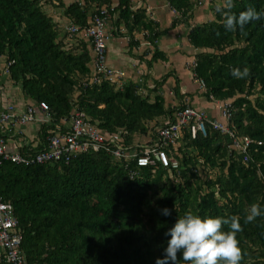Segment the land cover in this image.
I'll return each mask as SVG.
<instances>
[{"label":"trees","instance_id":"1","mask_svg":"<svg viewBox=\"0 0 264 264\" xmlns=\"http://www.w3.org/2000/svg\"><path fill=\"white\" fill-rule=\"evenodd\" d=\"M199 1L168 0L179 17L167 30L146 10L134 9L133 0H117L116 6L114 0L77 1L65 8V15L86 29L105 7L113 33L128 38L130 51L141 46L137 34L155 48L151 60H145L147 53L139 57L149 69L167 60L157 48L158 39L179 24L188 27L189 42L199 51L194 72L205 82L204 96L232 101L231 126L254 141L249 162L210 125L206 137L193 139L185 132L178 153L171 154L179 161L177 170L160 164L138 167L136 160L116 159L106 151L45 165L1 161L0 197L13 206L27 264H156L171 238L166 233L189 210L201 216H240L241 264H264V217L244 223L252 203L264 207V19L248 23L243 33L226 31L215 2V20L193 26ZM233 2L237 15L249 6L264 9V0ZM62 33L41 0H0V58L10 64V83L20 86L25 98L46 102L54 120L41 125L38 146L23 153L43 151L49 132L75 109L103 131L125 130L124 145L132 149L137 138L156 139L160 128L175 121L173 114L189 106L181 100L168 108L162 96L152 99L170 74L146 92L131 80L122 88L107 80L90 84L91 44L83 39L68 43L69 34ZM245 67L250 69L246 78L232 75V69ZM176 84L181 99L178 80ZM165 208L170 216L163 215ZM177 255L182 264V252Z\"/></svg>","mask_w":264,"mask_h":264},{"label":"built area","instance_id":"2","mask_svg":"<svg viewBox=\"0 0 264 264\" xmlns=\"http://www.w3.org/2000/svg\"><path fill=\"white\" fill-rule=\"evenodd\" d=\"M199 7L203 6L200 0ZM111 16L108 10L101 8L91 17L89 27L81 28L75 24L66 27L70 39L82 34L92 46L93 61L92 73L89 83L96 84L107 80L119 88L125 84L127 74L125 71L115 69L108 62V41L111 29ZM10 64L5 65V74L10 75ZM193 76L197 64L195 60L189 65ZM201 90L206 91L203 80H198ZM141 82V81H140ZM212 101H215L211 97ZM220 109L218 118H211L207 111L192 106H187L173 114L174 122L168 121L166 126L157 131V138L141 142L135 148L124 145L125 130L109 133L91 124L85 113L74 110L69 119H62L59 124H54L55 129L49 132L47 147L36 154L27 155L22 151L12 150L9 141L0 136V162L6 161L15 165L33 166L51 163L70 162L79 155L90 152L106 151L116 159L136 160L138 167H153L158 164L172 170L179 168V161L171 156L178 153L179 141L185 132H189L193 139L198 135L207 136V125L214 130L227 135L232 144L230 149L244 156V161L249 162L250 148L254 141L249 137L237 135L231 126L233 117L232 101H216ZM39 115L43 124H53L50 107L46 102H33L23 113H18L14 105H9L0 112V127L11 132L14 128L26 126L37 120ZM23 235L19 229V222L14 214L11 204L0 197V247L3 250L5 264H27L26 256L22 249Z\"/></svg>","mask_w":264,"mask_h":264},{"label":"crops","instance_id":"3","mask_svg":"<svg viewBox=\"0 0 264 264\" xmlns=\"http://www.w3.org/2000/svg\"><path fill=\"white\" fill-rule=\"evenodd\" d=\"M83 3L84 0H41L44 9L55 19L63 30L62 37L65 35L66 27L71 23L65 15V8L74 2ZM207 1V0H204ZM213 0H211L212 4ZM117 0H114V5H117ZM134 9H144L147 15L161 25L162 30L171 28L175 19L179 14L171 9L168 0H133ZM215 20L212 6L208 4L198 7L194 12V18L191 20V25H198ZM112 27V26H111ZM190 29L184 24H179L176 28L160 37L157 41V48L163 52L167 60L159 61L149 69L146 61L151 60L155 48L144 39V34H137V39L141 42L138 49L130 51L128 38L117 37L110 29L108 41V62L115 69H120L126 72L127 80L139 84L146 92L149 89H154L156 82L160 81L163 76L170 74L168 81L157 87V91L152 93V99L156 95L162 96L166 100V105L175 107L182 100L189 106L207 111L211 118L220 116L218 102L211 101L204 96V91L201 90L199 82L193 76V71L189 65L195 60V55L199 52L194 49L188 39ZM87 41L85 35L82 34L75 38ZM71 43L70 38L66 40ZM147 53L146 61H141L140 56ZM5 57L0 58V112L5 110L9 105H14L18 113H23L26 107L33 101L24 97L20 86L12 85L9 82V76L5 74ZM143 84H140V81ZM179 81L181 99L175 93L176 81ZM43 115H39L37 120L23 127H16L11 132H7L0 127V136H4L9 141L12 150L22 151L28 146L36 148L39 144V131L42 125L41 119ZM141 138V142L148 141ZM0 264H5L3 260V250L0 247Z\"/></svg>","mask_w":264,"mask_h":264},{"label":"clouds","instance_id":"4","mask_svg":"<svg viewBox=\"0 0 264 264\" xmlns=\"http://www.w3.org/2000/svg\"><path fill=\"white\" fill-rule=\"evenodd\" d=\"M233 0H223L216 5V12L223 17L226 31L244 32L245 26L253 20L264 19V9L257 10L249 6L238 15L232 12ZM235 78L243 79L250 75L245 67L232 69ZM163 215L170 216V209H163ZM257 217H264V207L252 203L246 210L244 223H252ZM241 217H212L194 214L191 210L178 216L174 226L166 233L167 241L164 259H157L156 264H181L178 253L182 252V264H241L243 252L238 240L241 232Z\"/></svg>","mask_w":264,"mask_h":264},{"label":"rangeland","instance_id":"5","mask_svg":"<svg viewBox=\"0 0 264 264\" xmlns=\"http://www.w3.org/2000/svg\"><path fill=\"white\" fill-rule=\"evenodd\" d=\"M202 1H203V4H204V5L208 4L209 7L212 6V11H213V7H214V5H215V4H214L215 2H217V3H221L220 0H213L212 4H211V0H207V1L202 0ZM75 38H76V37H75ZM75 38H74V39H75ZM9 82H10V80H9ZM140 84H143V81H142V80H141ZM171 105H172V104L169 105V108H172ZM173 107H174V106H173ZM142 138L147 139V137H142ZM140 141H141V138H137V140H136V144H139Z\"/></svg>","mask_w":264,"mask_h":264}]
</instances>
